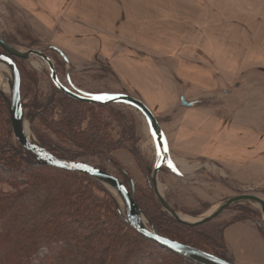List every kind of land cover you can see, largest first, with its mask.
I'll use <instances>...</instances> for the list:
<instances>
[{"label":"crops","instance_id":"1","mask_svg":"<svg viewBox=\"0 0 264 264\" xmlns=\"http://www.w3.org/2000/svg\"><path fill=\"white\" fill-rule=\"evenodd\" d=\"M15 1L52 35L71 67L101 62L129 96L144 103L160 120L183 174L212 169L220 179L258 185L264 193V0L247 2L239 41L236 28L206 37L199 27L173 33L166 15L171 0H165L167 9L148 7L140 16L124 0ZM225 34L227 43L216 38ZM173 35L180 38L173 42ZM182 98L196 103L184 107ZM256 261L264 264V257Z\"/></svg>","mask_w":264,"mask_h":264},{"label":"trees","instance_id":"2","mask_svg":"<svg viewBox=\"0 0 264 264\" xmlns=\"http://www.w3.org/2000/svg\"><path fill=\"white\" fill-rule=\"evenodd\" d=\"M21 35L34 43L30 33ZM5 41L15 46L14 42ZM53 51L61 56L59 64H68L63 53ZM16 62L21 73L23 111L28 112L26 100L33 96V118L43 129H35L40 145L64 161L84 162L103 171V163L115 166L160 236L232 264H236L235 258L225 239L230 226L252 222L264 237L258 213L249 208H239L240 214L229 223L218 222L216 217L196 226L184 224L163 211L149 178L146 186L135 183L128 169L113 156L124 150L133 156L138 167L150 173L138 145L140 137L133 117L115 109L116 103L79 102L58 87H54L52 95L36 99L37 72L24 70L19 59ZM101 73L113 74L105 66ZM12 134L9 104L0 92V185L12 189L0 190V264H199L134 230L125 208L101 182L81 173L40 165L19 143L13 144Z\"/></svg>","mask_w":264,"mask_h":264},{"label":"rangeland","instance_id":"3","mask_svg":"<svg viewBox=\"0 0 264 264\" xmlns=\"http://www.w3.org/2000/svg\"><path fill=\"white\" fill-rule=\"evenodd\" d=\"M157 1V4L148 6V4L143 5L142 0L139 4L135 3L133 0H124L125 4H123L121 0H118V2L123 4L126 9L129 10L130 8H133L130 12L139 16L140 14L144 15V12L148 7L155 8L156 10H159L160 8L167 9L168 4L165 3V0ZM249 1L251 2L255 0H171V4L169 5L170 9L168 10L169 13L166 10V15L168 14L172 18L173 33H175L182 26L184 29H196V27H199L204 32V36L206 37L215 31H226L225 33L228 34L231 29L236 28V41H239V39L242 40V36L238 33L239 31L242 32V27L244 26V21L247 17L244 12L247 10V2ZM39 23L40 22L32 14H30L27 8L20 5L19 1L0 0V36L6 40L14 42L15 46L13 47L21 52L41 50L45 53L52 61L55 70L57 67L58 72H56L59 81L67 88H71L82 95H128L121 86V82L111 75L104 76L103 73H101V69L103 67V63L101 62H97L96 65L90 68H86L87 66L73 68L69 65L67 57L63 53L68 64H59L62 59L59 53L53 51L56 49L52 42L53 37L51 34H48ZM21 32L30 33L34 43L26 41L23 35H21ZM210 37H212L215 41H217L216 38H221L226 43L229 39V36L226 34L223 36L220 35L216 38L215 36ZM172 38L173 42H175V39L180 37L173 35ZM21 64L24 70L32 69L38 74L36 99L37 96L44 99L54 93V87H57V85L52 79L50 66L43 59L32 56L27 61L21 60ZM11 85L12 77L4 71H1L0 91H2L1 88L4 86H10L11 88ZM5 95L10 99V91ZM32 98L33 96H28V99L26 100L27 104H29V110L28 112L26 110L24 111V119L33 133L35 142L39 143L35 129L38 128L42 132L43 129L39 126L38 120L33 118L34 110L33 105H31ZM116 105L115 109H119V111L126 113V115L131 118L133 117L134 126L137 130L136 133L138 137H140L138 145L145 158V162H147L146 164L148 165V168H150V173H147L144 168L138 167L133 156L124 150L113 153V156L117 158L126 167V169H128L129 177L135 183L146 186L147 179L149 178L154 188L152 182L154 170L161 163V150L157 145L152 130L145 118L133 107L128 105L124 106L122 104ZM27 113L31 116L27 115ZM30 117H32L33 120H31ZM161 119L163 120V118ZM115 130L117 131L116 127ZM12 142L15 145L18 143L13 134ZM166 154L167 159L157 173V186L164 199L167 203L170 202L168 204L180 217L184 215L192 221L207 218L210 214L214 213L219 207H221L223 203L241 195H253L264 201V193L261 192V188L259 189L258 185L254 186L250 183L244 184L220 179L218 171H213L211 166V171H209V169L208 173L205 170H199L200 173L197 172L193 175H185L183 174V171L173 163L175 159L170 154L168 147H166ZM95 160L97 164L101 163L99 159ZM101 165L106 172L112 174L123 183L125 177H119L115 166L108 163H103ZM146 174L149 177H147ZM106 188L124 207L121 199L116 197V195L112 193L108 187ZM0 190L4 192L12 191V189L7 185H0ZM155 198L158 200L156 195ZM174 208H176V210ZM183 208L191 209L193 211H182ZM239 208H249L258 213L256 216H258L257 219L262 226V232L264 234V218L262 208L256 203L240 202L233 204L225 209L217 217L216 221L229 223L234 219V217L240 214ZM161 209L164 211L162 205ZM143 215L150 223L146 215L144 213ZM243 225L244 224L242 223H236L226 230V246L228 247L230 253L234 256L236 264H257L259 262H257L256 259L261 260L264 257V245L262 244L264 243V237L257 229L260 238L259 240L255 232L257 230L247 228L246 226L244 227ZM228 244L233 248V250L236 248L235 254Z\"/></svg>","mask_w":264,"mask_h":264},{"label":"water","instance_id":"4","mask_svg":"<svg viewBox=\"0 0 264 264\" xmlns=\"http://www.w3.org/2000/svg\"><path fill=\"white\" fill-rule=\"evenodd\" d=\"M0 49H1L0 62L5 63L10 68L11 77H12L10 99L6 97L5 93H3L2 91L0 92L4 95V97L7 99L9 104V114H10L13 134L16 140L18 141V143L21 145V147L27 152L34 155L37 162L40 165H48L68 172L81 173L93 179H96L105 186L109 185L113 187L119 194L122 204L125 207L129 225L134 230L145 236L146 238L170 249L176 254L199 264H232L212 254L206 253L204 251H200L188 245L160 236L154 230V228L151 226L149 222H148V227L141 226V224H139L137 220V216L143 213L141 212L138 205L134 201L133 195L127 189V187L112 174L84 162H69L58 159L57 157L52 155L49 151H47L45 148H43L39 143L33 144L29 142L25 138L21 130V121L24 118V111L22 106V95H21V73L17 65L16 59L27 61L32 56L40 57L41 59H43L50 66L52 79L59 88V90L62 93H64L66 96L76 101L88 103V104H103L108 102V103L124 104L133 107L145 118L157 142L159 144H164L165 148L168 147L160 123L158 122L155 115L144 105L143 102L126 94H112V95L79 94L78 92L73 91L71 88H67L59 81V78L57 77V72L55 70V67L53 66L52 61L41 50L21 52L15 47L8 44L5 41V39L1 36H0ZM195 103L196 102H190V103L186 102L184 98L181 99V105L184 107H188V108L193 107ZM166 159H167V154H166ZM166 159L164 160V162L166 161ZM164 162H161L160 165L154 170V177L152 182L154 185L155 194L157 196V199L161 203L162 208L164 209V211L169 213L176 220L190 226L201 225L215 219L231 205L240 202H252L260 205L262 208L263 218H264V201L261 198H258L253 195H241L229 199L228 201L223 203L221 207H219L214 213L210 214L207 218L197 220L194 222H188L182 220L179 217V215L170 207V205L164 199L157 186V173L159 172L160 168L163 166ZM263 225H264V219H263Z\"/></svg>","mask_w":264,"mask_h":264},{"label":"bare ground","instance_id":"5","mask_svg":"<svg viewBox=\"0 0 264 264\" xmlns=\"http://www.w3.org/2000/svg\"><path fill=\"white\" fill-rule=\"evenodd\" d=\"M1 71H4L5 73H7V74H9L11 76L10 68L5 63H3V62H0V77H1ZM1 89H2V91L5 94H7L10 91L11 88H10V86H4ZM21 130H22L23 135L25 136V138L29 142H31L33 144H36L37 143V142H35V138L33 136V133H32L31 129L29 128V126L26 123V121H25L24 118L21 121ZM155 140H156V138H155ZM156 142H157V140H156ZM157 145H158L159 149L161 150L160 151V153H161L160 154L161 155L160 156V162H164V160L166 159V148H165V145L164 144H159L158 142H157ZM106 186L112 191V193H114L116 195V197L120 198L119 194L117 193V191L113 187H111L109 185H106ZM180 218L182 220H184V221L194 222V221L190 220L188 217H186L184 215H182ZM137 220H138L139 224H141V226L148 227V221L143 216V214H139L137 216Z\"/></svg>","mask_w":264,"mask_h":264}]
</instances>
